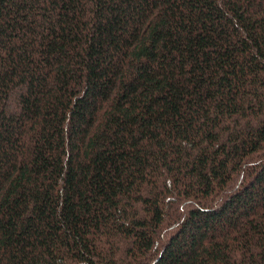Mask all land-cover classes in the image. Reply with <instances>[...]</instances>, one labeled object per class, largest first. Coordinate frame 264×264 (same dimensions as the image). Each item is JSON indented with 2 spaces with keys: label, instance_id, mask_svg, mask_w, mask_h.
I'll return each mask as SVG.
<instances>
[{
  "label": "trees",
  "instance_id": "1",
  "mask_svg": "<svg viewBox=\"0 0 264 264\" xmlns=\"http://www.w3.org/2000/svg\"><path fill=\"white\" fill-rule=\"evenodd\" d=\"M0 264H264V0H0Z\"/></svg>",
  "mask_w": 264,
  "mask_h": 264
}]
</instances>
